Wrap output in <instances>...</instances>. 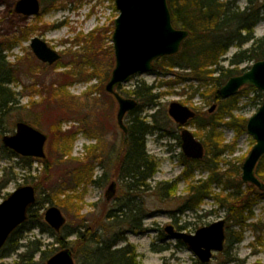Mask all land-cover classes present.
I'll return each instance as SVG.
<instances>
[{
    "label": "rangeland",
    "instance_id": "1",
    "mask_svg": "<svg viewBox=\"0 0 264 264\" xmlns=\"http://www.w3.org/2000/svg\"><path fill=\"white\" fill-rule=\"evenodd\" d=\"M18 1L0 0V41H11L5 44L2 57L13 65L16 72L7 87L15 94L17 103L12 104V109L5 115L0 111V204L19 187H37L40 191L38 197L50 201L52 193L58 195L53 204H44L41 213L44 216L51 206L59 208L67 220L65 235L67 232H84L83 224L105 233L110 226L105 219L106 213L123 202L126 190L118 178V155L123 140V130L117 122L119 106L105 90L115 67L112 37L115 20L119 16L116 0H58L56 3L39 0L41 11L34 17L17 14L15 7ZM248 2L237 0V6L244 10ZM255 36H264V21L256 27ZM34 38L47 42L61 56L60 60L53 65L41 63L31 49ZM251 44H246L243 49L251 47ZM241 50L233 46L220 65L231 68L230 59ZM251 66L252 63H243L240 69ZM166 71L163 73L168 75L155 69L134 76L120 86L121 91L118 89V92L131 98L129 94L144 82L154 86L155 93H162L159 106L146 107L141 114L149 123L152 122L151 115L157 111H160V116L165 111L168 115L172 103L183 104L202 118L218 112L219 104L207 101L202 95L204 88L198 89L201 83L189 70L174 68L173 72ZM256 97L257 93L240 96L235 114L247 119L252 117L260 108ZM213 106L215 111L209 113ZM132 117L130 113L125 117L127 126ZM159 119L164 131L149 135L146 142L147 152L157 161L159 168L148 182L152 190L133 203L144 209L145 230L133 232L125 226L127 240L118 247L133 246L141 264H202L188 245L171 239L165 229L174 226L179 232L193 235L205 226L226 220L225 250L214 254L208 264H264V198L255 205L254 218L249 222L260 224L246 228L241 243L230 244L229 234H235L240 228L228 222L227 210L220 208L215 200H206L196 211L183 207L188 183L192 179H181L185 168L181 162V133L184 129L194 135L202 132L197 124L180 126L171 118L169 122L164 117ZM18 122L27 123L47 136L44 159L25 158L4 146V136L14 135ZM221 131L225 144L231 147L223 157L231 164L225 166L224 162L220 165L224 172L228 167H237L240 159H246L253 148V138L247 133L237 138L235 130L226 126ZM196 138L198 141L203 139ZM45 165L50 167L48 174L45 173ZM208 175V171L197 167L193 179L205 180ZM103 176L106 180L102 183L91 182ZM113 183H116V192L107 201L106 194ZM161 183L177 184L170 197L166 198L156 190ZM220 190L215 189L216 192ZM75 240L76 236L68 239L70 248L76 247ZM27 241L42 243L43 250L59 247L55 238L39 227L28 234L23 243ZM79 246L77 244L76 248ZM15 259L13 256L2 262L13 264ZM84 259L83 252L79 250L76 264H82Z\"/></svg>",
    "mask_w": 264,
    "mask_h": 264
},
{
    "label": "trees",
    "instance_id": "2",
    "mask_svg": "<svg viewBox=\"0 0 264 264\" xmlns=\"http://www.w3.org/2000/svg\"><path fill=\"white\" fill-rule=\"evenodd\" d=\"M47 1L56 3L58 0ZM167 1L174 26L189 31L190 36L183 43L178 54L157 59L155 69L161 73L164 70L173 72L174 68L189 70L195 80L201 83L198 89L204 88L202 95L207 98V101L219 104L216 114H207L206 118L199 117L200 115L197 114V117L191 121L192 124H197L202 132L195 133V136L203 138L201 141L206 149V156L203 160L194 161L181 154V162L185 166L181 179L187 181L192 179L188 183L187 197L183 207L196 211L206 200L212 198L220 208L227 210L228 222L240 228L238 232L235 234L231 232L228 236L230 244H239L242 242L246 228L260 224L249 222L254 218V207L264 198V193L255 186L245 185L242 182L240 172L244 158L239 160L237 167H228L222 172L221 164L224 162L225 166L231 164L223 158L231 147L225 144L221 129L223 126L234 129L237 138L246 134L248 119L235 114L239 108V97L243 94L249 96L251 93H257L256 98L259 99L261 106L263 94L255 88L245 87L236 96L222 100L219 96V88L230 78L250 69V67L240 69L243 63L254 64L264 60V36L261 38L255 36L256 27L264 21V0H249L244 10L237 6V0ZM10 43V40L0 41V111L3 115L12 109V104H17L15 94L7 87L16 72L13 65L7 63L2 57V53L6 50L5 44ZM249 43H252L251 47L243 49ZM233 46L242 50L230 59L231 68L226 69L220 63ZM118 89L121 91V87ZM154 89V86L143 82L129 94L131 98L139 101V105L130 112L133 117L130 125L127 126L128 132H123L118 155V178L126 190L123 202L106 213L105 219L110 222L109 231L101 234L83 224L84 232H67L65 235L67 228L65 226L61 232L56 233L43 221L44 216L41 212L44 210V204L52 203L58 195L52 193L51 202L37 195V202L29 211L28 221L16 229L5 246L0 249V264H7L2 261L13 256H16L13 264H47L52 256L66 248L71 249L73 255L75 254L74 258L79 250L82 251L85 257V262L82 264H141L133 246L128 244L119 248L118 245L127 240L125 226L133 232L145 230L143 228L144 209L133 203L144 193L152 190L148 182L157 174L159 168L157 161L147 152V137L164 131L159 117L170 121L166 111L163 116H160V111L152 114L151 123L142 117L141 114L146 107L157 108L160 104L158 101L162 93H155ZM226 118H228L227 122ZM68 135L70 136L69 132ZM251 145H255L254 140H251ZM45 166V173L48 174L50 167ZM195 166L209 172L205 180L193 179L197 169ZM256 176L264 183V156L257 165ZM104 180L106 176L91 182L99 184ZM176 186V183H161L156 186V190L168 198L174 193ZM34 188L37 194L39 190L37 187ZM216 188L221 190L216 192ZM37 227L55 238L59 247L56 249L47 247L43 250V244L38 241H27L24 244L23 241H26L27 235ZM179 229L183 228L179 227ZM70 236H76L73 243L76 247L77 244L80 245L78 248L75 246L70 248L71 243L68 241Z\"/></svg>",
    "mask_w": 264,
    "mask_h": 264
},
{
    "label": "water",
    "instance_id": "3",
    "mask_svg": "<svg viewBox=\"0 0 264 264\" xmlns=\"http://www.w3.org/2000/svg\"><path fill=\"white\" fill-rule=\"evenodd\" d=\"M119 16L115 20L112 37L115 67L105 86L109 95L118 103L117 121L120 128L127 133L124 119L127 113L138 106V101L125 98L117 88L128 83L132 77L154 70V62L159 58L176 55L190 32L177 29L173 25L172 15L167 0H116ZM39 0H20L15 12L26 17L40 14ZM31 49L36 58L44 64L53 65L61 56L44 40L34 38ZM243 87H254L264 97V60L256 62L248 71L230 78L219 90L222 99H229ZM215 106L210 113L215 111ZM169 116L175 123L185 126L196 117V112L180 103H172L168 109ZM247 133L256 144L247 156L242 167V181L264 192V183L256 176V167L264 156V98L259 110L248 119ZM184 155L191 160H202L205 156L204 145L194 134L185 129L181 134ZM3 144L17 155L27 158L44 159L47 136L24 122H18L12 136H4ZM116 192L113 183L107 192L110 201ZM37 195L33 186L19 187L0 204V249L7 243L12 233L29 219V211L36 204ZM45 222L56 232L66 225V218L56 206L48 208L44 214ZM165 231L173 240L183 241L203 263H209L214 253L222 252L226 241V220H219L189 235L168 226ZM47 264H76L71 249L66 248L52 256Z\"/></svg>",
    "mask_w": 264,
    "mask_h": 264
}]
</instances>
